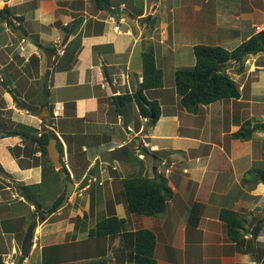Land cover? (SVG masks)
<instances>
[{
  "label": "crops",
  "instance_id": "crops-1",
  "mask_svg": "<svg viewBox=\"0 0 264 264\" xmlns=\"http://www.w3.org/2000/svg\"><path fill=\"white\" fill-rule=\"evenodd\" d=\"M109 5L119 7V13L97 8L93 0H0V170L16 182L0 177V264H48L61 252L73 256L71 261L89 256L102 244L88 238L101 211L123 217L127 230H152L157 264H264V223L256 238L263 253L253 262L227 238L218 216L222 207L248 219L264 215V181L251 175L252 181L242 182L250 168L264 166V130H255L248 140L230 138L243 121L264 118V52L248 54L240 71L233 62L227 64L238 98L200 105L195 112L179 106L173 83L165 86L163 77L161 88L145 92L160 107L151 126L134 102L121 108L114 98L132 93L141 80L144 44H166L155 54L161 69L169 59L173 71L178 64L192 65V46L198 44L195 36L203 22L213 23L204 30L203 44L233 49L264 30V0H110ZM45 48L53 52L47 74ZM166 90H173L171 99ZM32 128L36 134H29ZM41 128L56 137L61 166L73 184L72 193L63 196L65 205L51 213L21 189L34 187L26 196L35 199L44 175L59 183L65 179L61 167L48 165L36 143L22 137L26 131L38 137ZM123 146L132 147L138 161L124 156L99 164L92 181L97 185L87 193L88 184L81 183L98 155ZM108 167L115 170L107 172ZM126 171L166 179L172 195L163 219L127 212L121 186ZM62 193L56 191L51 206ZM27 225L33 227L32 242L20 258ZM105 246L107 263L133 264L115 259L119 237Z\"/></svg>",
  "mask_w": 264,
  "mask_h": 264
},
{
  "label": "trees",
  "instance_id": "trees-1",
  "mask_svg": "<svg viewBox=\"0 0 264 264\" xmlns=\"http://www.w3.org/2000/svg\"><path fill=\"white\" fill-rule=\"evenodd\" d=\"M106 1L110 2V0ZM93 2L97 8L104 9L100 0H93ZM133 13L139 14L140 10L133 8ZM2 16L3 12L0 10V17ZM259 45H263V47ZM259 51L264 52V30L258 31L230 50L220 45L194 44L192 46L194 63L190 66L176 67L173 71L172 83L174 92L178 97L179 106L188 112H195L200 105H207L223 99L238 98L240 95L239 87L225 72L227 64L233 62L237 65V71H240L246 56ZM141 64V80L137 83L134 91L114 95V98L118 100L121 108L134 102L138 113L143 117H147V124L151 126L160 115V107L156 99H148L145 92L163 86V71L156 64L154 48L151 44L143 45ZM263 127L264 122L252 123L251 120H245L235 132L230 134V138L248 140L255 130ZM15 132V130L6 131L5 135L10 136ZM35 132L37 131L32 128L30 133ZM28 133L22 132V137L25 140L34 141L46 163L52 165L45 148L49 137H55L52 131L49 128H41L38 137L30 136V133ZM57 147L61 154L60 145ZM254 168H250L246 175H254L255 180L264 181L263 174L253 173ZM42 169L44 170V166H42ZM59 170L67 179L69 178L63 165ZM121 186L126 210L129 213L155 216L165 210L166 201L172 195V191L162 175L147 177L140 173L128 174L121 179ZM21 189L23 195L30 200L31 197L26 196V187L23 186ZM64 194L65 192L57 200L62 199ZM54 207L53 205L48 209V212L51 213ZM218 216L224 222L227 238L234 242L238 251L249 253L253 258V262H256L263 252H260L261 243L257 241L258 233H254V230L257 229V232L262 230L264 221L256 226V223L262 217H253L248 220L241 212L225 207L219 210ZM125 222L126 220L123 217H117L114 214L100 217L95 225L88 230V238L102 241L101 245L97 244L95 253L89 252V256L79 260L60 261L58 259L48 264H108L105 244L106 242L110 243L116 237H119V246L113 248V254L117 262L157 264L154 258L156 234L148 228L127 230ZM247 233L249 236H246ZM43 248L46 250L48 247ZM55 248L59 249L60 247L55 246ZM20 258H23V256L20 255Z\"/></svg>",
  "mask_w": 264,
  "mask_h": 264
},
{
  "label": "rangeland",
  "instance_id": "rangeland-1",
  "mask_svg": "<svg viewBox=\"0 0 264 264\" xmlns=\"http://www.w3.org/2000/svg\"><path fill=\"white\" fill-rule=\"evenodd\" d=\"M152 1H154V0H149V2H152ZM170 4H171V2H170ZM130 7H132V6H130ZM129 7V8H130ZM209 19V18H208ZM0 22H1V20H0ZM1 24V23H0ZM208 27V29H210V28H213V23H212V20H211V22H210V20H208L207 22H203L202 23V26H201V32L200 33H198V35H196L195 36V38L197 39V42L198 43H202L203 41H201V39L203 38V34H204V30ZM2 28H1V26H0V30H1ZM204 43V42H203ZM211 45H217V44H212V43H210ZM155 46V47H154ZM153 46V48L156 50V52H155V54L157 53V54H159L160 53V51H161V49H165L167 46H166V44L165 45H159V44H155ZM261 47H263V46H261ZM154 50V51H155ZM174 55H175V53H174ZM169 61V63H168V65H166V67L165 68H163L162 69V71H163V77H164V84H165V86H169L172 82H173V70H172V66H173V64H172V61L169 59L168 60ZM158 63V62H157ZM159 63H160V61H159ZM184 66H190V65H183V64H178L177 65V68H179V67H184ZM46 79V77H45V74L43 75V80H42V82L44 83V80ZM173 90H166L164 93H165V96H166V98H172L173 97V92H172ZM260 95H262L263 96V98H264V90L263 91H261L260 92ZM169 99V100H170ZM260 120V119H259ZM261 121L262 122H264V118L263 119H261ZM119 126L122 128V130L124 131V126L120 123L119 124ZM30 130H31V128H30ZM264 130V127L263 128H261L260 129V133H262V131ZM26 131V130H25ZM27 132V131H26ZM258 132V133H259ZM30 134H32V133H30ZM260 147H263L264 148V143H263V146H260ZM128 158H129V160H130V163H136L138 160H137V158L135 157V155H134V153L132 152V150H129V152H128ZM109 162H111V161H109ZM118 162V161H117ZM119 163L120 164H122V168L121 169H123L124 171L125 170H127V166H126V164L124 163V162H121V161H119ZM63 164V163H62ZM125 165V166H124ZM124 166V167H123ZM256 166H257V168L255 167L254 168V171H253V173H260V174H263L264 175V166H261V168L260 169H258L259 167H258V164H256ZM112 168V167H111ZM110 167H108V169H107V172H110V169H111ZM99 168H97L96 169V174H95V176L97 177V175H98V172H99ZM114 170H115V168H114ZM111 172H112V170H111ZM127 172V174L128 173H130V172H128V171H126ZM68 173V172H67ZM132 173V172H131ZM133 173H134V171H133ZM249 179V181H252L253 180V178H251V175L249 174V175H245L244 176V179H243V183H245V182H247V180ZM68 180H70V177L68 178ZM75 180H78V177H75L74 178V181ZM97 181L98 180H96L95 182H92L91 180H89L88 181V191H86L87 193H90V194H93V190H94V187H95V185H97ZM39 187V195H32V196H34L35 197V199L33 198V197H31V199L30 200H37L42 206H48V208L50 207H52L53 205L55 206V207H57L61 202H62V199H60V200H57L52 206H51V199H52V197H53V195L56 193V191H60V190H62V192H66V189H67V180L66 179H63V180H61L60 181V183L59 182H57V178L55 179H53L51 176H49V175H44L43 176V182H42V184L41 185H39L38 186ZM34 187H30V188H27L26 189V194H31V193H33L34 192ZM65 190V191H64ZM71 193H72V191H71ZM123 200H124V198H123ZM122 200V201H123ZM123 203H124V201H123ZM54 207V208H55ZM164 212V211H163ZM162 212V213H163ZM255 214H257V215H255V216H260L261 215V212L260 213H256V211H253ZM262 212H263V214H264V209H262ZM107 213V212H106ZM162 213H159V214H157V215H155V216H153V217H156L157 219H163V215H164V213L162 214ZM104 214H105V212H98V218H100V217H103L104 216ZM39 216H40V214H39ZM264 216V215H263ZM262 216V217H263ZM248 219V218H247ZM248 220H250V219H248ZM29 226L27 225V227H26V229L28 228ZM19 239V238H18ZM61 254H62V256L61 257H59V260L60 261H64V260H67V261H69V260H71V258L73 257V256H71L69 253H67V252H61ZM108 264H112V262H109ZM125 264H130V263H125Z\"/></svg>",
  "mask_w": 264,
  "mask_h": 264
},
{
  "label": "water",
  "instance_id": "water-1",
  "mask_svg": "<svg viewBox=\"0 0 264 264\" xmlns=\"http://www.w3.org/2000/svg\"><path fill=\"white\" fill-rule=\"evenodd\" d=\"M102 3L103 8L109 12L112 13L114 15L119 13L120 8L119 7H115V6H110L109 3L106 0H100ZM144 19V18H143ZM145 19H149V16L146 17ZM22 35L24 36V34L22 33ZM62 46V44H61ZM262 46V45H259ZM44 53H45V57H46V74L48 73V69L49 66L51 64V60H52V56H53V52H51L49 49L45 48L44 49ZM47 77V76H45ZM21 107H23L27 112H29L30 114L33 115H37V116H41V113H39L38 110L36 109H32L26 106H23L20 104ZM43 117V116H42ZM44 118V117H43ZM135 140H138L137 138H134ZM46 153H47V157L49 159V161L52 163V165L54 167L60 168L61 167V161H60V150L59 148L56 146V138L53 136H50L48 139V142L46 143ZM132 149V147L129 146H123L117 149H113V150H106L102 153H100L97 157V159L95 160V163L92 165L91 169L89 170L88 174L86 175L84 181H82L81 184H84L85 182H87V180L94 175V171L96 169V167L99 166V164L104 163L106 161H116V160H120L122 159V157L124 156H128V150ZM0 177L5 178V179H9V181L12 184H16V182L9 178L8 174L5 173L4 171L0 170ZM64 178L67 180V189H66V193L67 195L71 194V191L73 189V184L70 180H68L66 178V176L64 175ZM66 202V197H64L62 199V202L56 207V208H61L65 205ZM45 214L47 213H41V217L45 216ZM264 220V218L260 219L257 223L256 226L259 225L260 222H262ZM32 231H33V227L29 226L27 228V231L23 237L22 243H21V248H20V252L21 255L26 257L30 246H31V241H32ZM254 233H257V229L254 230Z\"/></svg>",
  "mask_w": 264,
  "mask_h": 264
},
{
  "label": "built area",
  "instance_id": "built-area-1",
  "mask_svg": "<svg viewBox=\"0 0 264 264\" xmlns=\"http://www.w3.org/2000/svg\"><path fill=\"white\" fill-rule=\"evenodd\" d=\"M255 28H256V30H259V27H258V26H256ZM60 52L62 53L63 50H60ZM141 146L145 147V146H147V143H146V142H142V145H141ZM147 147H148V146H147ZM138 157H142V155H141V154H138ZM114 168H115V167H112V169H114ZM89 180L94 181V180H95V177H94V176H91V177L89 178Z\"/></svg>",
  "mask_w": 264,
  "mask_h": 264
},
{
  "label": "clouds",
  "instance_id": "clouds-1",
  "mask_svg": "<svg viewBox=\"0 0 264 264\" xmlns=\"http://www.w3.org/2000/svg\"><path fill=\"white\" fill-rule=\"evenodd\" d=\"M56 140H57V139H56ZM60 158H61V156H60ZM60 161H61V159H60ZM93 176H94V175H93ZM88 181H89V179L87 180V182H85V184L88 183ZM257 233H258V232H257ZM31 242H32V241H31Z\"/></svg>",
  "mask_w": 264,
  "mask_h": 264
},
{
  "label": "flooded vegetation",
  "instance_id": "flooded-vegetation-1",
  "mask_svg": "<svg viewBox=\"0 0 264 264\" xmlns=\"http://www.w3.org/2000/svg\"><path fill=\"white\" fill-rule=\"evenodd\" d=\"M24 106V105H23Z\"/></svg>",
  "mask_w": 264,
  "mask_h": 264
}]
</instances>
